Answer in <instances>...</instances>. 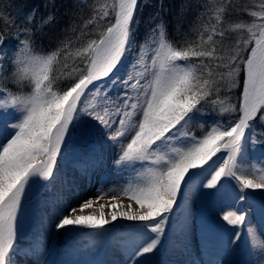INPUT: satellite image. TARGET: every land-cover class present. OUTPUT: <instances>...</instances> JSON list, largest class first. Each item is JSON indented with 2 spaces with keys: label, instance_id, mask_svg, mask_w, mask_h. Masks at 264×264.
<instances>
[{
  "label": "snow or ice",
  "instance_id": "snow-or-ice-1",
  "mask_svg": "<svg viewBox=\"0 0 264 264\" xmlns=\"http://www.w3.org/2000/svg\"><path fill=\"white\" fill-rule=\"evenodd\" d=\"M138 3L97 0L79 30L74 51L71 41L62 40L55 49L41 52L31 28L17 27L10 16L0 14V20L16 28L17 41L8 57L7 37L0 31V264H18L15 245L26 189L38 178H53L70 127L78 141H92L93 151L100 146L99 160H103L102 136L118 147L114 163L134 173L120 191L139 210L129 205L130 210L117 211L122 207L117 194H111V219L105 216V204L99 215L77 214L93 206L91 198L79 208L62 202L54 230L90 228L103 235L105 226L117 219L142 222L127 264H149L146 257L160 246L183 186L202 197L222 196L228 208L236 209L221 215L226 228L216 233L211 264H230L242 236L249 255L257 250L264 258V239L252 227V213L242 206L258 208L257 223L264 233V166H243L254 149L264 165V132L258 133L255 123L257 119L264 123V0L259 11H251L255 18L251 23H229L230 0L197 5L205 8L202 15L209 22L193 28L179 43L168 38L160 19L121 78L115 73L133 48ZM34 15L27 17L29 24ZM52 19L49 15L38 27ZM226 40H230L227 46ZM9 65L12 71L6 75ZM62 76L69 81L64 87L58 83ZM105 78L111 85L120 83L121 90L110 95ZM235 89H240L238 96L221 98L222 90ZM202 104L234 119L197 137L187 126ZM256 190H260L258 202ZM104 194L98 192L97 199ZM39 247L40 243L31 253L37 254Z\"/></svg>",
  "mask_w": 264,
  "mask_h": 264
},
{
  "label": "bare ground",
  "instance_id": "bare-ground-1",
  "mask_svg": "<svg viewBox=\"0 0 264 264\" xmlns=\"http://www.w3.org/2000/svg\"><path fill=\"white\" fill-rule=\"evenodd\" d=\"M70 133L71 135L66 137V142L67 139H71L73 135L71 127ZM113 155V152H107L106 155L103 156V160L95 161L94 168L92 169L94 174H92V178H89L87 184L84 182L82 189H76L75 185L71 184V179H74V176H71V170L68 176L70 179L65 177L62 179V183L52 194L47 204L41 207V209L37 212L33 229V235L35 236L28 237L20 243L21 247L15 256L18 264H25L26 262H29V264H36L37 261H39V264H45L46 261L47 264H51V261L53 260L56 261V264H127L128 251L130 250L131 243L137 239L141 233L128 231L124 234V238L120 240L119 230L123 228L124 225H126L125 219H117L115 222L106 225L105 229L109 233H106L105 231L103 235L97 234L100 230L90 228L79 233H76L73 230L56 231L53 228V224L56 220L57 208L62 202H68L72 206L79 208L85 200L91 198L94 200L93 206L85 209L82 213L77 214L88 215L90 213H95L96 215H99L100 205L105 204L108 205L104 209L105 216L106 218L111 219L112 209L110 205L113 203L111 196L97 199V195L98 192H102L98 187L100 171ZM86 170H89V168L87 169L86 165L78 166L79 174L77 178H75V181H77L79 178H83V172ZM128 181V176L124 175L121 180L122 186L112 188L108 192L110 195L117 194V198L122 205V207H118L116 209L117 211L130 210L129 205H131V209L135 210V206L133 205L134 202H132L129 197L123 195L120 191V189L125 186ZM187 195L188 197L186 200L179 199L178 202L182 203L187 208L193 209L196 212H208V215L210 213V215L214 217L213 213L211 212V208H208L206 205L207 198L205 196L202 197L199 191L195 189L187 190ZM217 196L218 197L215 204L218 211L222 212L225 210H233L229 209L225 205L226 201L222 196ZM208 197L210 198L211 195ZM256 197L259 198V196ZM246 205L247 203L242 206L245 207ZM176 211L177 209L174 212ZM132 222L133 221H129V223ZM135 223L139 224V226L143 228L142 222L135 221ZM187 228H190V226L182 222L181 219L178 220L176 222V226L174 227V231H172L174 234L172 235V239L169 241L170 244H165V242L162 241L158 249L153 254L147 255L146 258L149 261V264H192V260H194V262L208 260L209 258L205 257L203 254L194 255L190 262L184 260L182 256L177 255L179 252L177 249L183 250L184 252L186 251L188 253V248L184 242L186 240L185 238L189 236L188 233H190V229L188 230ZM255 229L257 230V235L264 239V233L259 231L258 225L255 227ZM61 237H64L62 241H60ZM183 239L185 240L182 242ZM38 243H40L38 253L32 254L30 250ZM118 243L124 244V246L122 248H117ZM162 245L165 248L162 250V252L158 253V250L160 247H162ZM194 247L197 248L198 245L195 244ZM64 249L67 250L64 251ZM190 249L192 251V247H190ZM50 251L52 253L51 256H49ZM234 253L229 257L230 264H239L242 259H246L244 264H249V261H251V264L255 263V258L248 257L250 256L249 251L246 254L241 252V258L238 254L235 257ZM213 259H211V261ZM211 261L206 264H211Z\"/></svg>",
  "mask_w": 264,
  "mask_h": 264
},
{
  "label": "trees",
  "instance_id": "trees-1",
  "mask_svg": "<svg viewBox=\"0 0 264 264\" xmlns=\"http://www.w3.org/2000/svg\"><path fill=\"white\" fill-rule=\"evenodd\" d=\"M96 3L97 0H0V14H3L5 18L15 17L11 19L15 21L17 27L31 28L35 32V42L39 51L47 53L55 49L62 40L71 41L74 51L77 44L76 38L80 34L79 30L90 17L92 6ZM206 3L208 0H139L134 19L133 52L145 43L149 30L154 28L160 19L166 24L168 38L173 43L182 42L185 35L193 28L202 22H209L207 15H202L205 13V8H197V5ZM230 3L232 11L229 13V23L235 18H244L246 23H249L252 17L250 16L251 11L259 10L261 0H230ZM245 8L248 11H242ZM33 12L35 13L34 19L29 24L27 17ZM156 13H159V17ZM49 15L53 19L43 24L42 28L38 27ZM248 16L250 19L247 18ZM13 29L0 20V30L7 38L14 36L16 28ZM69 63L75 66L71 60ZM11 71L12 68L9 66L6 75ZM68 82L63 76L58 81L60 87H64ZM225 93L222 90V95Z\"/></svg>",
  "mask_w": 264,
  "mask_h": 264
},
{
  "label": "rangeland",
  "instance_id": "rangeland-1",
  "mask_svg": "<svg viewBox=\"0 0 264 264\" xmlns=\"http://www.w3.org/2000/svg\"><path fill=\"white\" fill-rule=\"evenodd\" d=\"M9 15H10V13H9ZM11 18H15V17L11 16ZM247 18L250 19L249 16ZM254 19L255 18L251 17V21L249 23H251ZM235 22L246 23L244 18H239V19L235 18L234 20L232 19L230 21V23H235ZM12 28H14L13 30H15V27H12ZM231 35L235 36L236 33H232ZM11 37H8V39H6L5 43H4V46H5L4 51L8 57H12L15 45L17 43V41L15 39V35L11 36ZM229 43H230V40H227L224 44H225V46H227ZM138 49L136 50V54H135L136 56H138ZM135 55H133V53L131 51L126 54V58L123 59L124 60L123 64L121 63L117 72L115 73L117 76H120L121 78H123L128 74V72L130 71L131 65L134 63V56ZM150 55H151V53L149 52V57H150ZM149 63H150V60H149ZM5 64L6 65L8 64L7 60L5 61ZM136 70H140L139 66L137 67ZM241 77H243V73H241ZM68 83H66V85ZM103 83H104L105 88L110 87L112 89V92L110 93V95H114L115 93L119 92L121 90V87H122V85L120 83H117L116 85H111L109 79H105L103 81ZM9 86L11 87L12 85L10 84ZM25 91H27V89H25ZM239 92H240V89H235L231 93H225V95L235 97V96L239 95ZM223 97H224V95H221V98H223ZM233 102H234V100H233ZM200 108H201V111L194 116L193 120H191L187 126L188 130L191 133L195 134L197 137H202L207 131L210 130V128L212 126H214L217 123L227 124L229 122V120L234 119V116L232 114H230V113L221 114L218 111V109H214L211 104H202L200 106ZM74 123H76V122L74 121ZM255 123H256L257 132L258 133L264 132V123H261L259 121V119H257ZM75 137H76V134H75ZM75 139L77 140V142H80L82 144L84 143L85 145L87 144L85 142L78 141L77 137ZM100 144H102L104 146L102 149L103 155H106L107 152H113V154H114L109 159V163H108V166L111 169V175L103 178L102 181H100L98 183L99 189H101L102 192L108 193L112 188H117V187L122 186L121 185L122 176H124V175L129 176L131 174V176L128 178L130 180L131 177L134 175V173H132L130 169L125 170L124 168H122V166H119V165L114 163V161L116 159V153L118 151V147L112 145L111 142L107 140L106 136H102L100 138ZM97 147H100V146L98 145ZM77 148H78V146L74 147V149H77ZM98 151H101V148ZM69 153L71 155L73 154L70 149H69ZM259 157H260V152L258 150H255V149L252 150L249 159L244 163V167L251 168V167H262V166H264L258 162ZM64 158H66V156ZM213 159H215V157ZM256 192H257V196H259L260 190H256ZM48 193H49V191L47 190L43 194L42 193L40 194L41 197H43L42 201L36 202V200L35 201L33 200L32 203H34V204L31 206H33L35 211H33L32 215H31V218L34 216L32 222H34V218L36 217V213L38 212V208H41L43 206V203L48 200L49 197L46 198V195H48ZM109 196H111L110 193L105 194L102 197H109ZM205 197L207 198L206 199V205L208 206V208H211V212L213 213L214 217L211 216L210 213L208 215V212L199 213V212L194 211L191 208L184 207L183 205L181 207V211H182V209H184V210H183V213L179 216V219H181L182 222H184L185 224L190 226V228H187L188 230L190 229V233H188L189 236L185 238L186 240L189 239L190 241H192L194 239L195 235L197 233H200L201 235L207 236L208 239H210L212 242L217 241L216 233L218 231H221L219 228V225L220 224H223L224 226L226 225V223L221 219V215L223 212L228 211V210H225L222 212L218 211L217 206L215 204L218 196L217 195H211L210 198L208 196H205ZM179 198H180V196L177 197V200ZM259 198H260V196H259ZM259 198L256 197L255 201L258 202ZM132 202H134V201H132ZM133 205L135 206L134 207L135 210H139L138 204H136L134 202ZM245 209L247 211H249L250 213H252V218H253L252 227H254V228L257 227V225H258L257 220L259 219L258 208H257V210H253L251 208V206L248 204V206L245 207ZM233 210H236V209H233ZM170 220H172V219L169 218V220L166 224V227H165V231L168 230V228H170V224H169ZM125 221L129 222L130 220L125 219ZM134 222L135 221H133L132 223L134 224ZM132 223H130V225ZM33 226L34 225L32 224L30 229H32ZM228 227H231V226H228ZM25 229H26V223L23 220V217L21 216L19 218V231L18 232H20L22 230L25 231ZM63 238L64 237H61L60 240H62ZM185 239H183L182 242ZM18 241L19 240L17 239L16 242H18ZM184 242H186V241H184ZM241 242L242 243H240L239 248L234 253L235 257H236V254H238L241 257V250L243 253H248V251H249L248 246L243 242V236H242ZM248 257L249 258H255L254 264H264V258H262L260 251L253 250L251 252V255ZM245 261H246V259H245Z\"/></svg>",
  "mask_w": 264,
  "mask_h": 264
}]
</instances>
